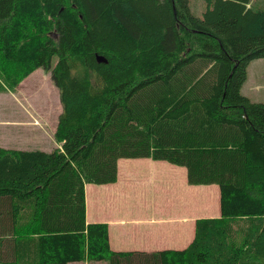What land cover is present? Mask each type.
<instances>
[{"label": "trees", "instance_id": "obj_1", "mask_svg": "<svg viewBox=\"0 0 264 264\" xmlns=\"http://www.w3.org/2000/svg\"><path fill=\"white\" fill-rule=\"evenodd\" d=\"M205 2L0 0V94L43 69L62 106L53 150L0 147V264H264V101L242 92L264 0ZM146 158L219 186L185 249L117 252L87 223V184Z\"/></svg>", "mask_w": 264, "mask_h": 264}, {"label": "crops", "instance_id": "obj_2", "mask_svg": "<svg viewBox=\"0 0 264 264\" xmlns=\"http://www.w3.org/2000/svg\"><path fill=\"white\" fill-rule=\"evenodd\" d=\"M247 86H251L252 91L254 89L258 91L256 98L259 101H264V64L249 66L248 78L242 89L243 94L248 89ZM247 97L251 98L250 96ZM13 142L10 141V143ZM12 146L5 149L20 150L18 147L13 146L15 148H12ZM137 160L138 163L133 164L142 167L147 166L154 170L155 161L153 159ZM121 161L122 159L118 162L117 182L100 186H86L87 223L108 224L110 243L114 251L153 253L162 250H182L187 248L194 239L195 223L198 219L219 217V214L215 213L220 210V201L217 207L215 194L220 197V191L216 189L215 185H189L187 169L175 167V165L164 167L171 174L164 179L159 177L158 197L154 190L151 197L147 199H131L129 201L128 199H112L100 209L94 207L98 213L90 217L88 208L90 190L95 192L97 188H109L119 183L120 180L122 181V175L120 176ZM132 174L133 171L131 170L128 178H125L127 179L125 183L128 182L130 185ZM175 185L179 190H183L182 195L174 194ZM165 191L170 192L171 195H165ZM113 194L110 197H113ZM195 195L201 196V199L195 200ZM90 211L92 210L90 209ZM100 211L102 212L100 213ZM71 264H109V262L107 260L100 262L84 261Z\"/></svg>", "mask_w": 264, "mask_h": 264}, {"label": "rangeland", "instance_id": "obj_3", "mask_svg": "<svg viewBox=\"0 0 264 264\" xmlns=\"http://www.w3.org/2000/svg\"><path fill=\"white\" fill-rule=\"evenodd\" d=\"M190 7L194 14L202 16L206 10V2L205 0H190ZM56 60L55 58L53 65L56 63ZM252 64H264V59L254 60L250 65ZM247 88L244 94L250 96L253 101L258 102L259 100L256 98L258 91L255 89L252 91L251 86H247ZM61 112L62 106L59 90L54 85L51 73L43 69H38L28 78L24 79L15 91L0 94V147L7 148L13 145L20 150H53L58 146L54 138V133ZM10 141L14 142L10 143ZM13 146L12 148H15ZM137 161V159H122L120 164L122 181L120 180L119 183L109 188H97L95 192L90 190L88 203L90 217L98 213L94 207L100 209L112 199H128V201L131 199H147L151 197L154 190L157 195L159 177H163L164 179L171 174L164 167L167 165L174 166L168 162L157 163L154 160L155 167L154 170H151L150 167L133 164L138 163ZM158 164L160 166H156ZM131 170L133 174L130 176L129 185L128 182L125 183V180H127L125 178H128ZM177 177L180 178L179 176ZM92 185L87 184V186ZM215 187L219 190L218 185H215ZM174 188V194H183L182 189L179 190L176 185ZM112 194L113 197H110ZM165 195H171V193L165 191ZM196 199L200 200L201 196L197 197L195 195ZM219 201L220 197L215 194L217 207ZM215 214H219L220 216V210Z\"/></svg>", "mask_w": 264, "mask_h": 264}, {"label": "water", "instance_id": "obj_4", "mask_svg": "<svg viewBox=\"0 0 264 264\" xmlns=\"http://www.w3.org/2000/svg\"><path fill=\"white\" fill-rule=\"evenodd\" d=\"M98 62L102 63V62H106L104 57H98L97 58Z\"/></svg>", "mask_w": 264, "mask_h": 264}]
</instances>
